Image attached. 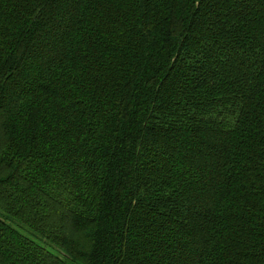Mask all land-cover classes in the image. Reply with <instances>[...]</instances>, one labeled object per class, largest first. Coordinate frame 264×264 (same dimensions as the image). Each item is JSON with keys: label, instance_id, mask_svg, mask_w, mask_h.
Instances as JSON below:
<instances>
[{"label": "trees", "instance_id": "trees-1", "mask_svg": "<svg viewBox=\"0 0 264 264\" xmlns=\"http://www.w3.org/2000/svg\"><path fill=\"white\" fill-rule=\"evenodd\" d=\"M0 264H264V0H0Z\"/></svg>", "mask_w": 264, "mask_h": 264}, {"label": "rangeland", "instance_id": "rangeland-1", "mask_svg": "<svg viewBox=\"0 0 264 264\" xmlns=\"http://www.w3.org/2000/svg\"><path fill=\"white\" fill-rule=\"evenodd\" d=\"M0 219H2L8 226L13 228L15 231L20 233L22 236L26 237L27 239H30L37 245L42 246L43 248H45L47 251H49L53 255L61 258L62 260L70 261L69 257L64 252H62L59 248H57L55 245H53L49 241L42 239L40 236H38L37 234L29 230L27 227L22 225L17 220H14L10 217L8 218L1 212H0Z\"/></svg>", "mask_w": 264, "mask_h": 264}]
</instances>
